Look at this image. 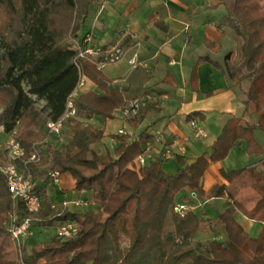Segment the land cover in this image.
<instances>
[{
  "label": "trees",
  "instance_id": "16d2710c",
  "mask_svg": "<svg viewBox=\"0 0 264 264\" xmlns=\"http://www.w3.org/2000/svg\"><path fill=\"white\" fill-rule=\"evenodd\" d=\"M91 1L0 0V129L23 149L24 157L14 164L31 174L33 192L41 201V210L28 214L21 203L11 200L0 175V264H264V145L254 137L256 131L264 137V0H233L232 10L220 21L218 29L231 30L241 41L239 63L233 65L227 56L224 72L216 61L198 58L189 81L197 91L196 68L206 62L227 74L234 85L248 81L243 116L228 119L209 153L173 175L163 171L161 160L133 168L156 142L147 130L131 142L126 134L111 136L118 145L104 153L92 148L106 138L94 119H113L125 100L94 64L77 57L84 38L74 41ZM204 44L212 47L207 40ZM81 77L100 92L72 98L75 114L65 122L68 140L53 149L45 142L44 124L64 114ZM32 97L44 102L46 123ZM251 109L256 120L244 121ZM198 116L193 113L186 119ZM238 141H244L246 153L258 160L221 170L224 183L204 191L199 184L209 165L224 160ZM34 152L38 159L29 162ZM7 160L0 149V165ZM49 172L71 176L75 191L89 193L99 214L79 215L56 203L46 192ZM248 189L257 195L251 207L240 197ZM204 199L227 202L214 224L192 211L193 204ZM176 204L186 205L182 214L174 211ZM236 214L261 225L257 237L244 232ZM14 215L31 218L32 226L45 229L72 222L77 233L28 248L12 240L10 227L5 226ZM205 224L222 231L225 240L196 241Z\"/></svg>",
  "mask_w": 264,
  "mask_h": 264
},
{
  "label": "crops",
  "instance_id": "0c3cea01",
  "mask_svg": "<svg viewBox=\"0 0 264 264\" xmlns=\"http://www.w3.org/2000/svg\"><path fill=\"white\" fill-rule=\"evenodd\" d=\"M232 7L233 0L91 1L88 16L74 42L89 37V47L101 50L94 57L98 61L112 47H121L124 51L121 61L98 70L109 80V86L122 92L125 105L134 99L140 104L139 115L131 120H122L118 109L113 112V119H94L95 126L106 137L92 147L95 151L104 153L117 147V140L110 137L116 136L120 130L129 136V142L147 130L156 138V142L147 147L149 161L159 160L168 149L172 151L171 159L162 164L168 175L191 164L198 156L209 153L227 120L243 116L249 82L234 85L227 74H222L207 62L196 68L197 91L191 89L189 81L198 58L216 61L224 72L227 56L233 65L239 63L240 39L227 28L218 29L220 21ZM205 40L212 47H206ZM87 92L100 91L86 77H81L72 95L78 98ZM193 113L201 115L193 118L204 125L206 133L197 141L191 138L193 130L186 119ZM250 113L244 121L256 120L257 115ZM254 137L259 145H264L261 132L256 131ZM48 141L53 143L51 139ZM245 149L246 143L238 141L224 160L210 164L199 184L202 189L207 191L223 184L221 170L239 169L258 160L248 155ZM58 177V184H48L46 188L56 203H63L68 211L79 215L99 214V208L91 202L89 193L75 191V181L71 176L63 174ZM193 205L191 208L195 214H201L214 224L227 202L211 199L197 201ZM235 220L249 237L258 236L261 225L239 214L235 215ZM225 238L222 231L210 230L205 224L196 241H224Z\"/></svg>",
  "mask_w": 264,
  "mask_h": 264
},
{
  "label": "built area",
  "instance_id": "2783aa9c",
  "mask_svg": "<svg viewBox=\"0 0 264 264\" xmlns=\"http://www.w3.org/2000/svg\"><path fill=\"white\" fill-rule=\"evenodd\" d=\"M90 38L85 37L83 40V47H78L77 57L86 59L90 63L94 64L97 69H101L104 65L116 63L124 56V51L121 47H112L103 57L101 61L97 59L94 60V57L101 52V50H94L89 47ZM73 95H71L70 99L67 102V107L64 114L55 122L49 121L46 124V130L49 135L58 136L61 134L64 129L65 122L67 119L71 118L75 114V107L72 102ZM138 100H132L125 106H122L119 111V116L122 120L127 121L132 118H136L140 112V104ZM190 127L193 132L191 133V138L193 140H200L205 137V128L204 125L193 118L190 121ZM125 132L123 130L118 131L117 135H124ZM7 140L3 143L4 147L0 146V149L6 151L7 153V161L6 163L0 165V175L5 179L6 184L8 185L11 200L15 203H21L26 210V212L30 215H34L41 210V201L39 196L33 192L34 184L32 182L31 174L26 171H21L14 161L17 159H22L24 157V151L20 147V145L14 140L10 139L9 135H7ZM2 145V144H1ZM172 157V151L168 149L165 151L159 160L168 161ZM38 159V155L36 152L32 153L28 161L33 162ZM150 158H148L147 153L139 156L134 162L133 168L138 170L139 168L147 165ZM59 174L54 172L48 173V184H58L59 182ZM195 197L194 194H192ZM186 209V205L176 204L174 207V211L176 213L182 214ZM31 218H21L19 219L16 215L11 218L10 221V237L16 243L21 244L22 239L27 236H31L32 229V221ZM77 233V225L72 222H67L58 225L55 228L54 236L58 239H69L76 235Z\"/></svg>",
  "mask_w": 264,
  "mask_h": 264
},
{
  "label": "rangeland",
  "instance_id": "374dc122",
  "mask_svg": "<svg viewBox=\"0 0 264 264\" xmlns=\"http://www.w3.org/2000/svg\"><path fill=\"white\" fill-rule=\"evenodd\" d=\"M94 60H96V59H94ZM225 68H226V65H225ZM245 82H243L242 84H245ZM248 87H249V84H248ZM248 87H247V89H248ZM24 90L26 91L27 87L24 86ZM32 98H33V100H35L34 101L35 108L37 110L42 111V116L44 118V120H42V121H44L46 123L47 122V117H46L47 113H46V111H44V107H43L44 106V102L40 101V100H37L34 97H32ZM251 111H252V109H251ZM252 113L256 114L253 111H252ZM0 130H1L0 131V146L4 147L3 143H5L8 138H7V135L4 134L3 130L2 129H0ZM43 131L45 133L44 135H46L45 142L50 144L48 140L51 139V141L53 142L51 144L53 149L62 148L65 145V143L67 142V140H68V136H69L68 133L69 132L65 128V126H64V129L62 130L61 134L58 135V136L49 135L47 133V130H46V124H44ZM9 138L10 139H14L13 137H9ZM256 196L257 195L254 192L250 191L249 189L248 190H244V191H242L240 193V197L244 201H246V204H247L248 207H251L256 202V200H257ZM10 221L11 220L9 219L8 222L5 224L7 229L9 228V224L8 223H10ZM168 230H171V227ZM53 233L55 234V230L53 231V228L45 229V228H38L37 226H32L31 233H30L31 236H27L26 238L22 239V244L24 243L29 248L34 243L44 242V241H48V240L52 239L54 237Z\"/></svg>",
  "mask_w": 264,
  "mask_h": 264
}]
</instances>
